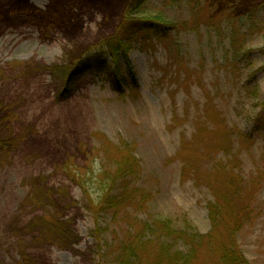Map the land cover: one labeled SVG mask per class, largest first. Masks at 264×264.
Listing matches in <instances>:
<instances>
[{
	"label": "rangeland",
	"instance_id": "1",
	"mask_svg": "<svg viewBox=\"0 0 264 264\" xmlns=\"http://www.w3.org/2000/svg\"><path fill=\"white\" fill-rule=\"evenodd\" d=\"M129 1L0 0V264H111L96 236L107 221L63 168L107 165L116 145L153 195L135 225L210 234L197 264H216L238 225L245 258L264 264V0H148L139 17L173 29L129 52L135 79L119 93L87 74L59 100L51 68L113 34Z\"/></svg>",
	"mask_w": 264,
	"mask_h": 264
},
{
	"label": "trees",
	"instance_id": "2",
	"mask_svg": "<svg viewBox=\"0 0 264 264\" xmlns=\"http://www.w3.org/2000/svg\"><path fill=\"white\" fill-rule=\"evenodd\" d=\"M147 1L130 0L113 34L99 40L69 65L51 68L63 83L59 100L71 98L79 78L87 74H104L119 93L123 92L122 86L127 85L130 78L135 79L129 67V52L137 44L144 49L148 41L165 37L173 29L158 18L139 17ZM120 58L127 65L124 70L120 68ZM255 123L256 129L264 131V104ZM114 149V153L107 156V165L100 168L88 164L83 169L72 170L74 165L71 162L63 168L65 171L70 169L71 177L81 188L94 219L107 221L105 226L97 224L96 228L98 240L104 242L102 255L105 261L111 264H197L199 248L208 238L212 239L211 235L188 229L177 230L169 221L155 227L142 220L135 225L130 210L145 209L153 195L138 186L142 168L132 151L125 152L122 145H116ZM208 210L212 222L216 223L220 214L218 206L208 204ZM213 228L216 229V224ZM238 230V225L231 227L226 241L214 251L216 264H250L236 241ZM109 232L112 234L104 240ZM165 240L185 241L190 246V253L173 252V245Z\"/></svg>",
	"mask_w": 264,
	"mask_h": 264
}]
</instances>
